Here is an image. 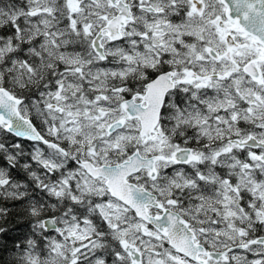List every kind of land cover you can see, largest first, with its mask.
<instances>
[{
    "label": "snow or ice",
    "instance_id": "1",
    "mask_svg": "<svg viewBox=\"0 0 264 264\" xmlns=\"http://www.w3.org/2000/svg\"><path fill=\"white\" fill-rule=\"evenodd\" d=\"M0 264H264V0H0Z\"/></svg>",
    "mask_w": 264,
    "mask_h": 264
}]
</instances>
